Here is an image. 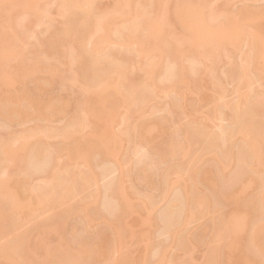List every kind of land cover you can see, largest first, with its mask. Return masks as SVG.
Here are the masks:
<instances>
[{"label":"bare ground","instance_id":"bare-ground-1","mask_svg":"<svg viewBox=\"0 0 264 264\" xmlns=\"http://www.w3.org/2000/svg\"><path fill=\"white\" fill-rule=\"evenodd\" d=\"M232 1L114 0L102 8L99 0H0V80L17 84L0 99V129L9 132L0 133V264H106L111 251H125L126 234L139 244L147 238L150 264H196L168 252L175 247L189 254L195 244L187 226L203 218L211 237L201 264H264V83L256 84L264 80V6L246 7L264 0H246L239 15L229 9ZM53 15L60 20L52 22ZM32 38L38 48L18 44ZM54 83L75 94L71 101L44 100ZM229 83L235 95L226 101ZM204 85L214 90L209 111L176 123L189 108L188 91ZM163 98L171 100L159 102ZM224 107L230 122L216 125ZM160 109L164 116L156 120ZM52 117L59 118L57 126L38 124ZM28 118L36 122L30 129L10 130L12 120L22 125ZM169 129L162 144L131 151L129 173L140 172L143 189L157 193L137 188L133 198L118 177L96 194L87 192L108 169L96 173L94 167L120 162L124 142L139 144ZM100 156L106 160L95 164ZM207 159L213 166L201 169ZM173 186L179 189L168 197ZM158 198L165 199L163 218L156 214ZM55 204L63 208L24 228L26 213ZM130 212L142 215L145 233L129 227ZM158 217L167 238L157 244ZM97 219L109 232L95 237L88 233ZM45 234L56 243L40 260L35 255ZM114 257L112 264L130 262L129 251Z\"/></svg>","mask_w":264,"mask_h":264},{"label":"rangeland","instance_id":"rangeland-1","mask_svg":"<svg viewBox=\"0 0 264 264\" xmlns=\"http://www.w3.org/2000/svg\"><path fill=\"white\" fill-rule=\"evenodd\" d=\"M99 1L101 3L102 8H108L114 2V0H99ZM244 1L245 2H243V0H233L229 6V9H232L236 14L239 15L243 10L246 9V7H249L252 9L254 7V9H256L255 6H257V7L261 6V8L264 6V1H258V2H247L248 5L245 7L244 3H246V0H244ZM249 1H252V0H249ZM53 19L54 20H52V22H58L57 20H60V18L58 19V17L56 15H53ZM53 24L57 25L56 23H53ZM42 29L43 28L40 27L37 30V35L40 37L44 36L42 33ZM174 30H178V29L176 27H174ZM47 35H48V33L45 36H47ZM18 44L21 45L22 47H24L26 50L27 49L32 50V49L38 48V46H37L38 43H37L36 39H34V38H32L30 41H24V42L20 41ZM13 63H14V58H12V60L10 61L9 64H13ZM260 82L264 83V80L257 81L256 84L259 85ZM4 83H5V81L0 80V99H2L5 96V94L8 92V90L9 91L10 90L15 91V89L17 87V84H8L7 82H6L7 84L6 83L4 84ZM30 85H31V88L33 89L34 84L32 83ZM227 88H228L227 89L228 91L226 92L225 100L230 101L233 99V95H235L232 93L233 85L229 83V84H227ZM74 89H77V87H74ZM45 92H47L46 97H44L45 99L42 97L45 101H49L50 99L57 97V96H62L63 98H65V100L71 101L72 95H75L74 93L70 92V89L59 88L57 83L50 84L43 91V93H45ZM43 93L40 92V94H43ZM171 98H163L159 102L165 103V102L171 100ZM187 98H188V103H189L188 107L189 108H187L185 110V113L183 114L181 119L176 120V123H178V122L183 123L192 117L202 118L209 111V109L212 106V100L214 99V90L210 85L194 87L193 93L188 91V97ZM193 102L195 103V106H196V112L194 114L195 116H193V113L189 110L192 106L190 104ZM3 104L4 103H2L0 101V106H2ZM10 107H11V105L9 106V108ZM150 107H151V105H150ZM69 108H70V110L73 111V105L70 104ZM223 110H224L223 116L221 118H216L214 121V123L216 125H219V124L225 125V124H228L230 122V118H229L230 117V109L224 107ZM121 111L123 112L124 108H122ZM178 111L182 112V111H184V109L183 110L179 109ZM148 115H150V111H148ZM8 116H11V115L8 114ZM154 116H157L158 118H156ZM162 116H164V110H162V109L157 110V112L153 114V117L156 118V120L159 119V117L162 118ZM11 117H13L14 120L15 119L17 120L16 117H14V116H11ZM154 120L155 119H153V122H154ZM35 123L36 122L33 121L32 118H28L27 120H25V122L22 125H18V124H16L15 121L12 120L10 130L15 131V132H18L21 129L28 130V129H30V127L34 126ZM59 123H60V120L57 117H54L50 122H47L46 120H41L38 122V124H40V125L50 124L51 126H57ZM0 133L5 138L9 132L7 131V129H4V130L0 129ZM169 135H171L170 129L167 130L165 133L155 131L152 137H149L146 140L141 141V143H139V144H137V141H139V140L136 138L131 139L130 142L129 141L124 142V144L120 147V150H119L120 162H115V165H113L112 163H106L105 162L106 163L105 167H104V165H102L101 167H97V166L94 167V171L96 173L103 171L104 168H108V169H107L106 174L103 173V174L99 175L97 178V181L93 182L87 188V192L94 191V193L96 194V189L98 186H103V185L105 186L106 185L105 183L109 182L114 177H118L121 181V183H120L121 186H123V188L125 190H127L133 198H135L139 195L136 193L137 188L141 189L143 191L145 190L146 192L151 191L154 194L157 193V191H154L152 189L147 190L146 186H144V189H143V183L141 181L140 172H139L137 177H134L129 173V170L134 166V162L132 161L133 154L131 151L133 148L136 147L139 151H141L140 153L143 154V152L144 153L147 152L148 148L153 147V144L156 145L158 143L160 145L161 142L163 143L164 140L162 141V139L167 138ZM51 141H54V140L51 139ZM54 142H56V141H54ZM25 144H26V146H29L28 148H30L34 143L32 141L28 140V141H26ZM156 147H158V145ZM63 159H65V157ZM95 159H96L95 164L96 163L97 164H103V162L106 160V158H104L102 156L97 157ZM199 166L201 167V169L211 168L213 166V161L210 159L209 160L207 159V160L203 161L201 164H199ZM81 168L85 172H87L88 175L92 174V171L89 170L88 164H82ZM234 169H235V167L230 166L228 169V172H229L228 174L233 175L235 173L234 171H236ZM131 186H134L135 189H131ZM178 189H179V186H173L171 189H169L167 196L172 197ZM202 189H205V187L202 186ZM254 190H255V187H254L253 191ZM85 193H86V191L83 192L81 195H78L77 197H75L73 199V201L79 200L80 197ZM39 194H40V197L45 200L44 195H43L44 193L39 192ZM164 203H165V199L158 198L156 200L157 209L159 208L158 211H160V213L157 211L156 214H158V216H160V217L163 214L162 210H163ZM226 205L227 204H225V203L221 204V206H226ZM228 206L229 205H227V207ZM232 206H233V204L232 205L230 204L229 207H232ZM62 208H63V206L56 205V204L52 205V206L44 205V206H41L40 209L34 215H30L29 213H26L24 215V219H23L24 220V228L28 227V226H32L34 224V222H36L41 217H48L52 211L60 210ZM226 208H224V209L228 210ZM161 211H162V214H161ZM141 214L145 215V211H142ZM142 215L132 213V212H130L126 215V220L128 222L129 227L132 229V231L136 232L139 235L143 234V232L145 233V231L149 228L147 225L142 223V218H143ZM37 216H39V218H37ZM156 217H157V215H156ZM160 217H158L159 222L157 223L158 225H157V228L155 230L156 232L154 231V234L152 235L154 238L153 241L155 240L154 242L157 244L159 242H161L162 240H165V238H167L164 235V233H162L161 229H163L162 227L164 226L163 225L164 223H163L162 219H160ZM161 218H163V217H161ZM209 222H210L209 219H206V218L197 219L187 226V230H186L187 235L190 233L192 241L195 244L192 247L189 254H185V252L183 250H179L178 248L170 247L169 252H168V256L174 257V260H176V261L184 260V259L190 257L194 263L201 264L205 258V254L207 253V246H206L205 241L207 242V240L211 237L210 229L205 228L207 225L209 226V224H210ZM159 226H161V227L158 228ZM92 227H93V228H91L92 230L88 233L90 235H96L98 230H100V232L103 231L102 234L104 232H106L105 230H107L109 232V227L107 226L108 228H106V223L100 219H97L96 221H94L92 223ZM207 228H209V227H207ZM157 229H159V230L157 231ZM203 229H205L206 231ZM39 230L40 229H37L35 231H39ZM94 232H96V233H94ZM200 233L204 234V238H202L204 240H202V241L200 240L201 242L199 241L197 243V241H198L197 239H200L199 238ZM97 235L95 237H97ZM202 235H201V237H202ZM1 237L4 238L3 236H1ZM91 237H93V236H91ZM95 237H93L92 239H94ZM95 239H97V238H95ZM143 239H144V241L141 242V244H139L138 238L131 241L127 237V234H126V237L124 238L123 243H122L123 247L122 248L120 247V248L122 250L124 248L125 253H126V251H129V254H130V262L129 263L122 262V260H120V257L123 256V254H124V252H122L120 249L119 250L122 252L120 254L121 256H119V251L114 252V250H113L109 253L107 259L103 258L102 263L107 262L106 264H112L108 260L114 256H115L114 257L115 259L119 258L120 261L117 260V261H119V262H117L118 264H142V263H139L140 260H142L144 257H147V256H149V258H150L149 264L152 263V261L154 260V257H153L154 251H152V248H151V250H150V248L147 250V246L145 245V243L147 242V238H143ZM55 243H56L55 237L48 235V234H45L43 240L40 243V247L38 249V252H36V255H35L36 258H39L40 260H45L47 258V255L51 251V247ZM113 254H114V256H113ZM115 261L116 260H114L113 263Z\"/></svg>","mask_w":264,"mask_h":264}]
</instances>
